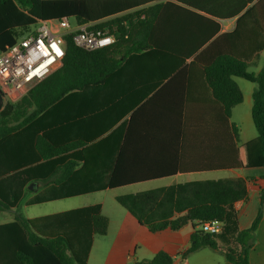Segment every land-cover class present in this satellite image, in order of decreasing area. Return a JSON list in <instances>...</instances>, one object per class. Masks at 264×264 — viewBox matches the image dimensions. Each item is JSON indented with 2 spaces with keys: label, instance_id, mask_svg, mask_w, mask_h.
Wrapping results in <instances>:
<instances>
[{
  "label": "trees",
  "instance_id": "1",
  "mask_svg": "<svg viewBox=\"0 0 264 264\" xmlns=\"http://www.w3.org/2000/svg\"><path fill=\"white\" fill-rule=\"evenodd\" d=\"M183 4L196 6L188 0ZM188 15L198 16L172 0H0V52L17 42L20 30L40 20L74 17L116 35L112 45L95 51L82 50L72 35L65 36L57 71L17 102H5L0 91V212L14 210L11 221L0 225V264H87L94 237L107 233L100 204L27 219L16 211L22 203L114 190L177 172L165 163H147L131 148L138 109L148 103L138 94L137 76L152 80L145 91L149 94L156 84L199 65L228 125L227 168L264 167V64L256 74L247 71L253 54L264 49V0L237 18L232 33L219 35L185 64L218 29L214 26V33L191 45ZM236 46L252 50L240 57L230 52ZM233 77L256 85L250 113L257 136L242 145H237L238 129L229 123L231 109L243 100ZM130 88L138 95L124 96ZM172 116L174 136H179V113ZM33 182L44 184L37 194L29 189ZM246 195L245 179L227 178L116 195L114 200L153 233L191 224V245L182 257L208 247L231 264H248L262 208L250 228L239 230L234 204ZM215 220L223 224L220 233L198 229L201 222ZM136 264H173V257L160 250Z\"/></svg>",
  "mask_w": 264,
  "mask_h": 264
},
{
  "label": "crops",
  "instance_id": "2",
  "mask_svg": "<svg viewBox=\"0 0 264 264\" xmlns=\"http://www.w3.org/2000/svg\"><path fill=\"white\" fill-rule=\"evenodd\" d=\"M151 1L154 3L167 0ZM188 1L194 2L196 6H185L183 0H172V3L207 19V21H202L198 16L188 15L190 21L186 31L188 36L193 37L190 42L191 45L198 42L202 36L211 32L214 33V26H217L218 29L208 42L186 60L185 64H189L199 51L204 49L219 35L232 33L237 18L242 16L244 11L258 0ZM245 3L250 4L245 5ZM176 12L180 14V11ZM229 49L231 53L240 57L249 55L252 50L244 49L242 46ZM262 54H264V49L253 54L248 68L255 66L257 69L255 72H249L247 68L249 73L256 74L261 69L264 60H262V64L258 61ZM189 70L186 75H175L172 76V79H166L161 84H156L154 90L149 94L145 91L151 85L148 83L152 80L148 81L143 76L133 78L138 81L139 87L137 89L140 90L138 94L145 96L148 99V103L138 109L137 130H134V134H132L134 142L131 144V148L133 150L137 149L141 153L142 159L147 163H165L170 169L173 167L177 168V172L171 176H163L160 179L147 181H167V184L160 187L191 181L227 178L245 179L247 195L245 199L234 204L237 226L239 230L250 228L260 207L262 208V216L254 232L253 243L248 252V264H264V200L261 201V194L264 192V167L227 168L226 163L229 160L230 147L228 125L222 118L218 103L212 98L206 80L200 72V66L194 65ZM233 80L242 91L243 100L231 109L229 123L238 129L237 145H242L257 136V133L255 135L250 130L249 116H245L246 113H249L251 119L252 92L256 85L251 82H249L250 85L243 84L241 80L244 79L238 77H233ZM137 89L133 90L130 88L123 92V95L136 96L138 95ZM79 104L81 105V103ZM177 106L180 108H176ZM172 107H175L174 110L171 109ZM178 113L180 118L179 127L182 134L174 136V127L172 125L174 118L172 115ZM130 115L131 113L114 126L113 129L122 121H127ZM43 188L44 184L42 183L33 182L31 184V192L33 194L39 193ZM106 191L109 190L75 197L84 198ZM94 204L101 205V213L108 219L107 233L101 237L106 240V246H97L96 238L99 236H95L87 264L94 258L93 253L95 251L98 254L95 255V259L100 261L101 264H136L151 259L160 250L173 257V264H231L221 252L208 247L200 248L186 257H182L181 254L191 245L190 237L193 233L191 224L185 225L178 231L165 229L153 233L146 226L140 225L135 218L121 207L111 206L109 214L104 211L103 202H95L90 205ZM2 214L3 212H0V225L11 221L14 210L8 212L7 217L3 218Z\"/></svg>",
  "mask_w": 264,
  "mask_h": 264
},
{
  "label": "built area",
  "instance_id": "3",
  "mask_svg": "<svg viewBox=\"0 0 264 264\" xmlns=\"http://www.w3.org/2000/svg\"><path fill=\"white\" fill-rule=\"evenodd\" d=\"M95 26L94 22L80 23L74 17L37 21L33 30L23 33L13 46L0 52V91L4 101H19L62 66L65 36L72 35L74 45L85 51L102 49L115 42V33ZM222 226L220 221H205L198 229L218 234Z\"/></svg>",
  "mask_w": 264,
  "mask_h": 264
},
{
  "label": "rangeland",
  "instance_id": "4",
  "mask_svg": "<svg viewBox=\"0 0 264 264\" xmlns=\"http://www.w3.org/2000/svg\"><path fill=\"white\" fill-rule=\"evenodd\" d=\"M70 22L72 23V19H70ZM33 29H34V26H30L27 29L20 30V33L29 32ZM262 58H264V54H262L259 58L258 62L260 64H262V60H264ZM256 69L257 68L255 66H250L248 68V71L249 72H255ZM241 81L243 84L250 85V83L245 81V80H241ZM243 89H244V87H243ZM245 116L246 117L249 116L248 118L250 120V130H251V132H254L256 135V132L253 128V125H252V122L250 119V114L246 113ZM165 184H167V181H163V180L155 181V182H145V183H139L136 185L134 184L131 186H126L123 188H119L117 190L115 189V190H109L106 192H98V193H95L93 195H90V196H87L84 198H82V197L81 198L71 197V198H67L65 200L52 201V202H47V203H42V204H35V205H31V206H25L24 203H22L16 209V211L18 214H20L21 216H23L25 218H34V217L49 215V214H52L55 212H62V211L70 210L73 208L87 206V205H90V204L95 203V202H103L104 203V211L106 213L110 214V210H111L110 207L111 206H114L116 208L121 207L116 203L113 196L142 192V191L153 189L155 187L164 186ZM7 215H8V212H3L2 217L3 218L7 217ZM101 237H103V236H99L96 238V245L97 246H103V245L106 246L105 245L106 240H104ZM95 255H98L96 251L93 253L94 258L91 259L89 264H101L100 261H97L95 259Z\"/></svg>",
  "mask_w": 264,
  "mask_h": 264
},
{
  "label": "water",
  "instance_id": "5",
  "mask_svg": "<svg viewBox=\"0 0 264 264\" xmlns=\"http://www.w3.org/2000/svg\"><path fill=\"white\" fill-rule=\"evenodd\" d=\"M29 189L31 190V186L29 187Z\"/></svg>",
  "mask_w": 264,
  "mask_h": 264
}]
</instances>
